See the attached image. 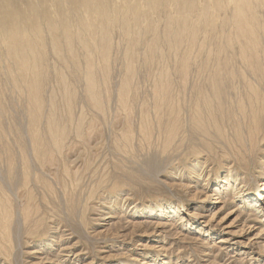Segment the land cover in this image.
Returning <instances> with one entry per match:
<instances>
[{
    "label": "rangeland",
    "instance_id": "1",
    "mask_svg": "<svg viewBox=\"0 0 264 264\" xmlns=\"http://www.w3.org/2000/svg\"><path fill=\"white\" fill-rule=\"evenodd\" d=\"M0 8V264H264V0Z\"/></svg>",
    "mask_w": 264,
    "mask_h": 264
},
{
    "label": "bare ground",
    "instance_id": "2",
    "mask_svg": "<svg viewBox=\"0 0 264 264\" xmlns=\"http://www.w3.org/2000/svg\"><path fill=\"white\" fill-rule=\"evenodd\" d=\"M74 3V2H73ZM72 3V4H73ZM87 5V4H86ZM31 8V7H30ZM29 8V9H30ZM1 9V8H0ZM10 12V11H9ZM36 12V11H35ZM13 13V12H12ZM7 15V14H6ZM5 16V15H4ZM7 19V18H6ZM2 25V24H1ZM14 26V25H13ZM12 28V27H11ZM19 28V27H18ZM259 193H261V194H263L264 193V185L259 189ZM256 198H258L259 197V199H263L264 198V194L263 195H260V194H257L256 196H255ZM218 200V199H217ZM262 202H263V200H261ZM257 213H258V211H257ZM264 215V214H263Z\"/></svg>",
    "mask_w": 264,
    "mask_h": 264
}]
</instances>
